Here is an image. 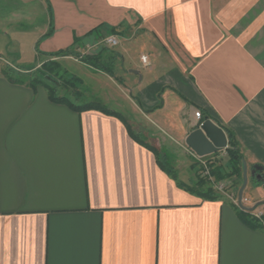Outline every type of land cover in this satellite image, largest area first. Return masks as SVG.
Returning a JSON list of instances; mask_svg holds the SVG:
<instances>
[{"label":"crops","instance_id":"obj_1","mask_svg":"<svg viewBox=\"0 0 264 264\" xmlns=\"http://www.w3.org/2000/svg\"><path fill=\"white\" fill-rule=\"evenodd\" d=\"M45 1L43 58L27 68L100 53L111 75L52 59L104 74L118 95L75 108L9 73L26 67L0 51V264H264V227L246 220L264 212L252 175L264 172V0ZM69 90L56 96L88 103ZM196 111L236 135L254 192L244 207L211 183L217 198L192 189ZM135 114L155 151L131 134Z\"/></svg>","mask_w":264,"mask_h":264},{"label":"rangeland","instance_id":"obj_2","mask_svg":"<svg viewBox=\"0 0 264 264\" xmlns=\"http://www.w3.org/2000/svg\"><path fill=\"white\" fill-rule=\"evenodd\" d=\"M50 12L48 9L47 2L45 0H0V51L4 54L5 58L8 59L12 64L19 65L21 67H31L38 63L37 58H41L42 55L37 53L39 50L38 35L48 28V21H50ZM38 46V48H37ZM116 47V46H115ZM43 58V57H42ZM41 58V59H42ZM58 62L61 63V69L66 68V72L61 71L64 78L79 77L82 82H75L77 89L82 93L83 103L91 102L98 98H102L105 93H111L116 99V90L109 83L110 81L104 74L94 72L91 69L86 68L78 63L73 62L71 58L60 59ZM57 67V65H55ZM35 71L40 77H45V69L38 67ZM46 79V78H45ZM48 81V79H46ZM53 84V82H51ZM75 85V84H74ZM124 86V87H123ZM120 85L118 90L123 92V95H130L128 88ZM72 91V88H70ZM121 89V90H120ZM67 90V89H66ZM63 92V91H61ZM67 95V94H65ZM113 105V103H111ZM131 119V124L136 131H139L142 137L151 142L152 144L156 141L151 135L145 131L146 126L139 120L135 114ZM160 156L163 158L164 163L170 165L165 158L164 153L160 152ZM207 157V156H206ZM214 157V156H213ZM211 159L212 162L219 163L226 162V154L222 156H215ZM172 161V158L169 159ZM197 165L196 169L202 173L200 164ZM175 166V165H174ZM179 175H182V171H178ZM184 175V174H183ZM248 176H250V169L248 167ZM244 178V176H243ZM228 182L226 179L222 180ZM252 181V180H251ZM258 182H260L257 179ZM243 181H239V186L243 185ZM231 187L227 186L226 191H229ZM251 183L248 184L244 189V195L251 193ZM252 194L254 192L252 191Z\"/></svg>","mask_w":264,"mask_h":264},{"label":"trees","instance_id":"obj_3","mask_svg":"<svg viewBox=\"0 0 264 264\" xmlns=\"http://www.w3.org/2000/svg\"><path fill=\"white\" fill-rule=\"evenodd\" d=\"M75 55L81 62L90 65L94 68L101 69L103 71H107L110 75L112 72L107 69L106 64L104 61L101 60V54L97 55H91V54H80L73 51V49H65L60 50L54 54H50V58L46 61H44L41 64V68L45 69V77H40L35 72L36 68H11L9 73L17 76L24 77L26 82H28L31 86L37 87L38 85H45L48 87V90L51 94V97L53 99H56L58 101H66L70 105L74 106L75 108L81 107L82 109L90 106H100V102L98 101H91L85 104H82L81 106H76V104H73L68 97H62V96H56L57 89L62 87L67 90L72 88V93L75 97H79L82 93L77 89V84L75 82H82V80L79 77L72 78H64V76L61 74L63 72H66L65 69H61V63L58 62L56 59H52V57H62L67 55ZM57 65V67L55 66ZM48 79L50 82H53V84H47L45 81ZM75 84V85H74ZM208 117H205V119ZM131 134L133 137L139 141H141L143 144H145L147 147L152 149L154 148L150 147L147 143H145L141 139V133L139 131H136L135 128H133V125H130ZM227 136H228V148L225 151H220L217 153L212 154L214 157L219 156L223 153L226 154V162H221L220 159L219 163L210 162L211 166V173L215 176L216 180H225L228 179V186L234 187L236 184H239V181H243V171H244V161H245V154L244 151L237 140L236 135L231 130H226ZM162 166L168 170L169 165L162 163ZM192 189L200 193L205 198H217L219 195L214 191L213 186L210 184V182L207 180V178L203 177L201 172L197 175V182L192 186ZM243 212V211H242ZM249 214V212H247ZM247 222L253 226V227H262L257 219L249 215L247 217Z\"/></svg>","mask_w":264,"mask_h":264},{"label":"water","instance_id":"obj_4","mask_svg":"<svg viewBox=\"0 0 264 264\" xmlns=\"http://www.w3.org/2000/svg\"><path fill=\"white\" fill-rule=\"evenodd\" d=\"M228 143L225 129L209 118H206L200 125L197 124V127L186 138L187 146L201 157L226 150ZM257 171H259L258 174H256ZM262 171L263 168L261 166H254L252 175L259 181L264 182ZM243 176L244 182L239 192L240 200L243 198V192L249 179L246 161H244Z\"/></svg>","mask_w":264,"mask_h":264},{"label":"built area","instance_id":"obj_5","mask_svg":"<svg viewBox=\"0 0 264 264\" xmlns=\"http://www.w3.org/2000/svg\"><path fill=\"white\" fill-rule=\"evenodd\" d=\"M119 44V40L116 36H107L102 40V45L103 46H116ZM141 59L144 64L149 65V56L148 55H142ZM198 121L197 123L200 125L204 120H202V113L201 111H196L195 113ZM225 151V150H223ZM193 155L196 158V161L200 164L201 169H202V176L207 178V180L214 186V188L218 191L224 194L226 197H228L235 205L244 207L245 204L250 202L248 198L243 197L240 200L239 194L237 192L233 191H226V187L228 186V182H224L222 180L218 181L216 180L215 176L211 173V166L210 162L211 159H208L206 156L201 157L197 155L193 151ZM251 215L258 220L260 225L264 227V212L253 209L250 211Z\"/></svg>","mask_w":264,"mask_h":264},{"label":"flooded vegetation","instance_id":"obj_6","mask_svg":"<svg viewBox=\"0 0 264 264\" xmlns=\"http://www.w3.org/2000/svg\"><path fill=\"white\" fill-rule=\"evenodd\" d=\"M258 173H259V171L256 172V174H258ZM262 174H263V176H264V172H263V171H262Z\"/></svg>","mask_w":264,"mask_h":264}]
</instances>
